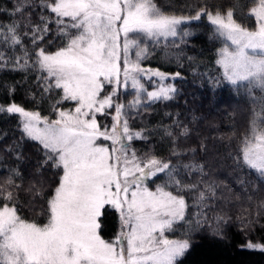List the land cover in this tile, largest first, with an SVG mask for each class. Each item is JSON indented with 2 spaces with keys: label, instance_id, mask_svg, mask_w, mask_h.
I'll use <instances>...</instances> for the list:
<instances>
[{
  "label": "snow or ice",
  "instance_id": "1",
  "mask_svg": "<svg viewBox=\"0 0 264 264\" xmlns=\"http://www.w3.org/2000/svg\"><path fill=\"white\" fill-rule=\"evenodd\" d=\"M238 6L234 0L221 10L200 0L189 6L190 15L167 14L154 0H16L11 12L0 8L7 18L0 22V69H35L40 94L52 99L56 93L50 116L12 100L7 107L0 104V112L18 115L22 136L38 142L43 153L40 167L58 175L49 196L32 208L47 217L43 224L19 214L18 173L0 179V264H184L196 229L189 228L182 239L168 233L187 223L186 197L194 194L200 209L194 214L196 228L206 221L204 209L220 197L204 164L190 160L176 166L155 155L140 157L131 146L146 137L131 129L130 116L139 114L145 102L170 100L176 92L171 85L145 87V78L169 76L142 65L149 55L144 41L175 38L182 24L206 18L228 42L216 61L224 77L233 85L247 82L264 90V0H250V26L236 19ZM129 84L135 95L125 103L120 95ZM259 115L264 122V110ZM187 133L184 128L180 135ZM171 155L179 159L188 153L177 150L174 139ZM232 159L264 177V128H257L256 119ZM193 173L199 179L188 182ZM161 175L165 182L150 188L148 182ZM28 191L43 197L35 186ZM106 206L118 212L121 222L112 240L100 235ZM257 208L241 222L248 232L264 228V202ZM230 219L215 217V237H224ZM241 248L264 255V242L246 240Z\"/></svg>",
  "mask_w": 264,
  "mask_h": 264
},
{
  "label": "trees",
  "instance_id": "2",
  "mask_svg": "<svg viewBox=\"0 0 264 264\" xmlns=\"http://www.w3.org/2000/svg\"><path fill=\"white\" fill-rule=\"evenodd\" d=\"M15 2L0 0V8L11 12ZM154 2L167 14L190 15L189 6L200 3V0ZM208 3L223 10L231 7L234 0H208ZM238 5L236 19L250 26L246 20L250 0H238ZM0 22L7 23V18L0 16ZM179 31L181 34L175 38L144 41L149 51L148 57L141 62L145 68L158 69L169 75L179 72L181 75L172 81L176 89L172 99L145 102L139 114L130 116L131 129L142 132L146 137L134 140L131 146L140 157L155 155L164 161L171 160L176 166L190 160L202 163L208 179L217 185L220 199L213 201L211 208L204 209L207 218L199 228L193 223L196 219L194 214L200 211L194 204L193 194L186 197L189 203L185 217L187 223L176 224L174 231L168 233L171 239H182L189 228L196 229L190 233L192 247L184 258V264H264V255L241 248L246 240L264 242V228L258 226L248 232L241 223L248 213H255L257 206L264 202V177L246 166L238 167L232 159L242 138L250 134L253 119H256L258 129L264 128L259 115L264 110V90L247 82L233 85L224 77L222 67L216 61L219 50L228 42L216 35L214 26L206 18L185 23ZM184 31L190 35L184 37ZM59 46V43L55 44V47ZM37 75L35 69L14 70L11 65L0 69V104L7 107L8 101L12 100L27 110L50 116L56 93H52V99L42 96L37 87ZM143 83L150 91L156 87L154 80ZM134 95V91L127 90L121 92L120 99L127 103ZM33 96L35 103L32 102ZM102 122L111 123L110 120ZM184 128L188 133L181 136ZM169 132L173 134L171 137ZM174 139L177 150L188 153L186 157L177 159L171 155ZM189 149L194 151L189 152ZM42 159L38 142L22 136L18 115L0 112V179L12 172L18 173L15 182L21 186L17 200L19 214L40 224L46 223L47 217L32 211V208L43 203L58 180L56 170L40 167ZM166 179L161 175L155 183L150 181L149 187L154 189L156 184H163ZM194 179H199L195 173L186 178L188 182ZM30 186L41 189L43 197L37 198L29 192ZM217 216L231 217L222 229L223 238L213 235ZM260 224L264 225V210ZM101 225L102 238L112 240L121 228L118 212L106 206Z\"/></svg>",
  "mask_w": 264,
  "mask_h": 264
},
{
  "label": "rangeland",
  "instance_id": "3",
  "mask_svg": "<svg viewBox=\"0 0 264 264\" xmlns=\"http://www.w3.org/2000/svg\"><path fill=\"white\" fill-rule=\"evenodd\" d=\"M183 25V24H182ZM181 25V26H182ZM180 26V27H181ZM170 38V37H169ZM134 58V57H133ZM222 67V66H221ZM153 70V69H152ZM222 70H223V68H222ZM224 73V72H223ZM166 74V73H165ZM168 76H169V79H166V80H160V78H158V77H153L151 80H154V82L156 83V87L153 89V90H157L159 87H161V86H163V87H167V86H169V85H171V86H173L174 87V84L172 85V81H175V79H176V77H174V75H169V74H167ZM145 80H148V79H144L143 80V82L145 81ZM128 90H132L131 89V86H130V84H129V88H128ZM153 90H151V91H153ZM132 91H134V90H132ZM145 94L144 93H141V97H143ZM172 95V94H171ZM105 143H108V142H105ZM150 182V181H149ZM149 182H148V186H149Z\"/></svg>",
  "mask_w": 264,
  "mask_h": 264
}]
</instances>
